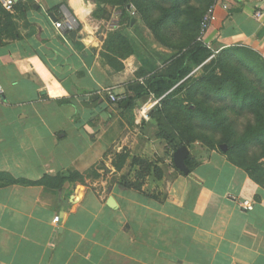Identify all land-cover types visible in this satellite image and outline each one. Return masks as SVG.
Wrapping results in <instances>:
<instances>
[{
    "label": "crops",
    "instance_id": "obj_1",
    "mask_svg": "<svg viewBox=\"0 0 264 264\" xmlns=\"http://www.w3.org/2000/svg\"><path fill=\"white\" fill-rule=\"evenodd\" d=\"M21 3L12 12L21 38L0 46V172L16 179L0 187V264H264V187L199 143L188 147L195 168H175L152 118L156 93L128 109L109 99L110 89L126 95L146 84L175 51L131 24L128 11L100 15L90 0ZM231 10L218 11L214 45L264 57V0H233ZM121 150L156 165L141 190L92 177L62 191L40 183Z\"/></svg>",
    "mask_w": 264,
    "mask_h": 264
},
{
    "label": "trees",
    "instance_id": "obj_2",
    "mask_svg": "<svg viewBox=\"0 0 264 264\" xmlns=\"http://www.w3.org/2000/svg\"><path fill=\"white\" fill-rule=\"evenodd\" d=\"M104 2L120 5L125 14L129 12L130 4L133 2L137 14L130 16L129 22L131 24L142 22L148 30L150 29L154 41L158 40L159 44L175 51L172 57L174 62L167 70L159 68L158 75L152 77L146 84L129 88L131 93L124 95L125 98L118 102L119 105L128 109L134 106L139 97L150 92L156 93L160 100L158 108L152 113V118L158 124L160 140L165 141L173 151L182 145L189 147L196 140L212 148L216 147L218 142L223 143L227 146L226 150L222 149V152L228 155L227 159L235 166L244 169L255 182L264 187V162L261 161L264 159V75L254 74L252 66L241 65L232 71L226 69V65L223 64L225 62L235 64L238 60H242L245 56L243 54L247 52L259 57L263 63L264 57L245 47L224 48L218 56L220 67L225 70L223 75L212 72L189 81L187 77L193 71L194 65L201 64L211 55V51L206 46L196 41L202 17L199 9L190 4L191 0ZM25 8L24 6L21 9ZM120 33L118 43L129 44ZM20 38L21 34L14 22V14L6 11L0 3V46L4 45L7 39ZM191 44L195 45L190 46ZM175 86L179 91H184L182 96L169 93V90ZM214 102L222 104L218 107L209 106ZM250 113L253 117L248 120L244 129L240 130L239 119L243 116L249 117ZM209 130L215 134L220 133L218 142L211 138L205 140L204 137H207ZM256 148L261 150L260 154L255 152ZM126 159L127 157L123 155L122 165H119L116 173L112 175V183L141 190L143 185L141 181L130 180L128 175L119 173ZM158 160L162 161L160 158ZM172 164L175 167L173 162ZM132 165L140 166V174L143 173V169L149 170V173L152 169L156 170L153 162L137 157L132 159ZM186 165L193 170L197 162L189 156ZM102 168L103 161H99L85 173L64 170L55 177H44L40 183L62 191L71 182L85 183L86 178L99 177L98 170ZM14 182L16 179L9 173L0 172V187Z\"/></svg>",
    "mask_w": 264,
    "mask_h": 264
},
{
    "label": "rangeland",
    "instance_id": "obj_3",
    "mask_svg": "<svg viewBox=\"0 0 264 264\" xmlns=\"http://www.w3.org/2000/svg\"><path fill=\"white\" fill-rule=\"evenodd\" d=\"M90 1H92L93 3L98 5V10H99L100 15H103L106 12L107 8L116 9V10L123 12V9L120 5H113V4H110L108 2H104V1H108V0H90ZM131 1L132 0H130V2ZM210 2H211V0H202V1L191 0L190 4H192V6H195V8L197 7L199 9V14L201 13V17H202L205 10L209 6ZM132 11L134 12V14H132ZM129 12H131L130 16H132V15L135 16L137 14V9H136V6L133 2L130 4ZM116 23H118V20L114 21V25ZM138 26L140 27V31L144 32L146 30L145 29L146 27L144 26V24L142 22H141V24H138ZM142 27H143L144 31H143ZM148 33H149V36H151L150 29L148 30ZM180 38H181V36H180ZM150 39H154V38L151 36ZM156 41L158 43V40H156ZM194 43H195V41H194ZM193 45H195V44H191L190 46H193ZM243 55H245V56L242 58V60H238L237 62H235V64H229L226 62L223 63L224 65H226L225 68L230 69L232 71H235L236 69L241 67V65L252 66V68L254 69V71H253L254 74H256L257 76L264 75V63L259 60L260 59L259 57L253 56L248 52L243 54ZM218 56H219V53H218V55L216 54L214 57H211V55H210L201 64L194 65L193 71L187 77V78H189V81L190 80L192 81L196 78L203 77L205 75L212 74V72L215 74L217 73L219 75H223L225 70H222V68L220 67ZM165 70H167V68H165ZM253 73H252V75H254ZM169 93L173 94L174 96H175V94L177 96H182L184 94V91H179L178 88H176V86H175L169 90ZM220 104H222V103L214 102L209 106L218 107ZM248 116L249 117L243 116L242 118L239 119L238 126L240 127L239 128L240 130L244 129L245 124L248 122V120L250 118L253 117V114L250 113ZM219 135H220L219 132L217 134H215L212 130H209L207 132L208 138L207 137H204V138H205V140L215 139L218 142V140H220ZM198 143L200 146H202L208 150H216L222 154H224L222 152V149L226 150V148H227V146L225 144L220 143V142L216 143V147L212 148L211 146L203 143L202 141H197V140L195 142H193L189 147L193 148L194 144H198ZM116 152H111L110 155L108 157H106V159L103 161V168H102L100 176L98 178L97 177L92 178V181H96L97 179H99L100 181H108V182L111 181L112 180V173L111 172L114 171L113 168L116 169L119 165H122L121 162L123 161L122 160L123 155H125L127 157V159L125 161V164L123 165L122 170L125 171L126 173L130 172L131 180L147 182V181L152 179V175H150L148 172L149 170L144 171L145 169L142 168L143 173L140 174V171H141L140 166L138 165L139 171L136 170L132 166V157H130V153L128 150H121L120 152H117V153ZM255 152L260 154L261 150L259 148H256ZM224 155L226 157H228V155H226V154H224ZM261 161L264 162V159H262ZM148 176H151V178ZM100 186H102V185L99 184L98 187H100Z\"/></svg>",
    "mask_w": 264,
    "mask_h": 264
},
{
    "label": "built area",
    "instance_id": "obj_4",
    "mask_svg": "<svg viewBox=\"0 0 264 264\" xmlns=\"http://www.w3.org/2000/svg\"><path fill=\"white\" fill-rule=\"evenodd\" d=\"M26 0H0V3L4 7L6 11L13 12L15 5L18 2H25ZM233 0H212L205 10L201 21H200V29H199V34L196 39L197 42L203 44L206 46L210 51H211V57H214L216 54H218L222 49L218 48L214 45V42L209 37V32L214 26V24L218 21L219 19V10L226 11L229 15L232 13L231 10V4ZM132 14L134 12L132 11ZM255 14L257 16L263 15V12L261 9H257ZM65 17L67 18V22L69 23L68 25L70 26L72 22L69 20V16L65 14ZM55 27L60 31L61 34L65 35V31L68 28L66 22L64 20L60 19L59 21L55 22ZM0 94H2V90L0 89ZM108 96L109 99L112 103H118L121 102L125 96L124 95H117L113 92V90H108ZM159 102V101H158ZM156 102V103H158ZM155 103V104H156ZM154 104V105H155ZM144 110L147 112L149 110L148 106L144 107ZM243 207L246 210H252L254 208V202L251 200H244L242 202ZM60 216H56L54 221L59 222L60 221Z\"/></svg>",
    "mask_w": 264,
    "mask_h": 264
},
{
    "label": "water",
    "instance_id": "obj_5",
    "mask_svg": "<svg viewBox=\"0 0 264 264\" xmlns=\"http://www.w3.org/2000/svg\"><path fill=\"white\" fill-rule=\"evenodd\" d=\"M189 156L190 150L187 145H182L181 147L177 148L173 153V161L175 163V166L184 174L190 173V169L186 165V159ZM108 204L113 208L116 206V201L113 196L109 197Z\"/></svg>",
    "mask_w": 264,
    "mask_h": 264
}]
</instances>
